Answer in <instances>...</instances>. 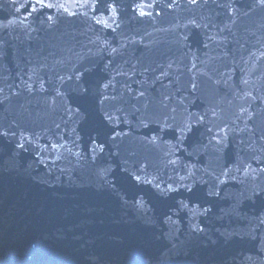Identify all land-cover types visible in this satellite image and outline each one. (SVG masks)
I'll return each instance as SVG.
<instances>
[{"label": "water", "instance_id": "95a60500", "mask_svg": "<svg viewBox=\"0 0 264 264\" xmlns=\"http://www.w3.org/2000/svg\"><path fill=\"white\" fill-rule=\"evenodd\" d=\"M0 264H264V3L0 0Z\"/></svg>", "mask_w": 264, "mask_h": 264}, {"label": "snow or ice", "instance_id": "6c2138e0", "mask_svg": "<svg viewBox=\"0 0 264 264\" xmlns=\"http://www.w3.org/2000/svg\"><path fill=\"white\" fill-rule=\"evenodd\" d=\"M193 2H195V0H193ZM261 2L264 3V0H261ZM49 6H50V5H49ZM141 14H143V13H141Z\"/></svg>", "mask_w": 264, "mask_h": 264}]
</instances>
